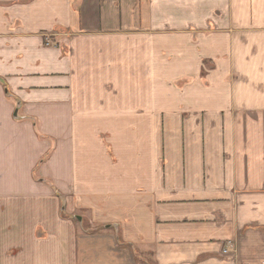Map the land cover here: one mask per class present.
Wrapping results in <instances>:
<instances>
[{"label": "crops", "instance_id": "obj_1", "mask_svg": "<svg viewBox=\"0 0 264 264\" xmlns=\"http://www.w3.org/2000/svg\"><path fill=\"white\" fill-rule=\"evenodd\" d=\"M0 264H264V0H0Z\"/></svg>", "mask_w": 264, "mask_h": 264}, {"label": "rangeland", "instance_id": "obj_2", "mask_svg": "<svg viewBox=\"0 0 264 264\" xmlns=\"http://www.w3.org/2000/svg\"><path fill=\"white\" fill-rule=\"evenodd\" d=\"M49 154H50V152H47L41 158V160H39V162L37 163V165L35 166V168L32 170V175L34 176V178L36 177L35 179L38 180V181L42 179L41 176H40L39 168L41 167L42 163H45L48 160Z\"/></svg>", "mask_w": 264, "mask_h": 264}, {"label": "built area", "instance_id": "obj_3", "mask_svg": "<svg viewBox=\"0 0 264 264\" xmlns=\"http://www.w3.org/2000/svg\"><path fill=\"white\" fill-rule=\"evenodd\" d=\"M227 250H224L223 252H226Z\"/></svg>", "mask_w": 264, "mask_h": 264}]
</instances>
